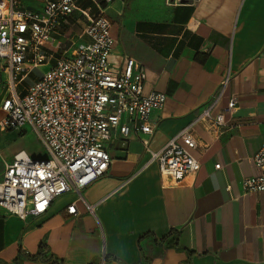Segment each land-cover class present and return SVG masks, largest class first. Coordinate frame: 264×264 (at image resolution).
Masks as SVG:
<instances>
[{
    "label": "crops",
    "instance_id": "obj_1",
    "mask_svg": "<svg viewBox=\"0 0 264 264\" xmlns=\"http://www.w3.org/2000/svg\"><path fill=\"white\" fill-rule=\"evenodd\" d=\"M44 2L33 8L21 0L32 9ZM124 10V0L106 7L116 39L111 59L143 63L146 91L167 95L152 112L154 133L117 135L107 173L58 196L40 216L22 220L0 207V264H100L104 255L106 264H264V194L243 187L261 173L254 155L264 143V0L166 2L154 19L124 18ZM74 13L43 44L48 60L40 66L90 42ZM110 14L122 17L114 24ZM216 97L214 113L233 128L218 135L199 122V170L181 182L161 175L149 150L161 149ZM27 129L0 127V179L19 151L39 158L26 148ZM73 202L77 214H68Z\"/></svg>",
    "mask_w": 264,
    "mask_h": 264
},
{
    "label": "built area",
    "instance_id": "obj_2",
    "mask_svg": "<svg viewBox=\"0 0 264 264\" xmlns=\"http://www.w3.org/2000/svg\"><path fill=\"white\" fill-rule=\"evenodd\" d=\"M92 1L98 9L95 16L77 0H45L41 9L25 7L21 0H0V106L6 112L0 127L30 128L47 154L33 158L19 151L0 179V207L22 220L42 215L58 196L79 191L104 176L112 161L108 145L117 135L153 134L152 112L161 109L167 99L163 92L146 91L143 63L133 57L120 66L112 61L116 39L106 7L115 0ZM75 11L86 19L84 33L90 42L72 52L65 49L20 95V82L47 63L43 44ZM229 78H224L223 87ZM218 100L206 105L161 149L149 150L150 162L157 163L161 175L181 182L199 170L201 162L193 153L199 146L193 134L199 122L206 121L218 135L233 128L222 112L214 113ZM236 107L237 100L232 98L226 110L232 114ZM254 162L261 173L246 177L243 187L246 193L264 194V143ZM67 212L77 214L75 202ZM100 264H106L105 255Z\"/></svg>",
    "mask_w": 264,
    "mask_h": 264
},
{
    "label": "rangeland",
    "instance_id": "obj_3",
    "mask_svg": "<svg viewBox=\"0 0 264 264\" xmlns=\"http://www.w3.org/2000/svg\"><path fill=\"white\" fill-rule=\"evenodd\" d=\"M26 5H29L33 8H38L41 6L44 0H22ZM125 1V10L123 11V17L126 18H136L137 14L139 15L138 17H142L144 19H154L152 15L155 14L156 12H160L162 14V10L164 5L166 4L167 0H124ZM79 4L88 10L90 14L93 16L98 13V10L95 6V4L91 0H79ZM75 19L79 20L81 25L84 26V23H86V19L81 15L80 12H75ZM108 15V14H107ZM111 19L114 24H117L119 22V19L122 16H116L113 14H110ZM132 15V16H131ZM156 17V16H155ZM160 17V16H159ZM112 31V28H111ZM113 33V31H112ZM68 34L71 35V28L68 30ZM77 36L79 33H76ZM78 39V38H77ZM81 41H85L86 38L79 39ZM52 42V40H50ZM57 41L53 42V45H56ZM50 61L49 65L44 66H38L34 68L19 84L18 86V92L20 95L24 94L26 89L33 84L36 80H38L43 72H45L48 68H50L51 64H53ZM6 116V112L2 111L0 112V117L1 120ZM27 135L24 137V141L28 142V146L26 147L30 152L34 153L37 157L39 158H45L46 157V152L41 146L40 143H38L35 139V134L30 131V129H27ZM24 133V132H22ZM31 154V153H30Z\"/></svg>",
    "mask_w": 264,
    "mask_h": 264
}]
</instances>
